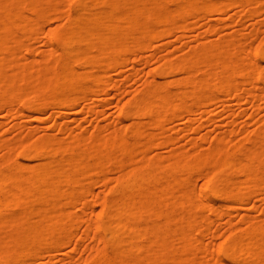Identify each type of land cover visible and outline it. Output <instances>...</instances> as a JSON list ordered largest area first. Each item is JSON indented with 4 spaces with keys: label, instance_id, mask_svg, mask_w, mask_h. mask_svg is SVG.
<instances>
[{
    "label": "bare ground",
    "instance_id": "6f19581e",
    "mask_svg": "<svg viewBox=\"0 0 264 264\" xmlns=\"http://www.w3.org/2000/svg\"><path fill=\"white\" fill-rule=\"evenodd\" d=\"M262 4L0 0V113L8 107L11 116L38 119L50 110L71 135H0V264H50L66 246L78 250L85 236L97 238L98 245H87L92 254L83 260L69 253L70 264H264V218L236 209L251 194L264 195V117L259 126L241 130L245 136L238 140L233 130L216 135L207 150L200 148L208 134L192 140V149L164 155L157 148L179 141L169 133L177 117H186L183 128L197 132L196 112L227 101L218 92L248 93L254 103L261 101L245 86L264 87V37L253 50L246 45L253 34L240 30L216 40L199 35L192 51L160 55L164 63L150 75L164 78L147 80L125 101L117 111L124 124L108 134L100 122L87 137L82 117L72 118L76 125L65 121L81 101L100 116L103 102L96 96L105 93L110 73L141 59L138 48L189 28L190 15L237 6L243 23ZM52 15L58 23L52 24ZM221 28L213 23L206 35ZM42 34L49 49L35 45ZM179 36L191 43L186 33ZM198 177L203 182H195ZM97 179L107 188L94 190ZM75 207L90 213L81 216ZM210 213L225 214L229 222L226 239L215 248L204 243L207 233L218 231L209 229ZM237 214L245 227L233 226ZM80 220L86 228L78 233Z\"/></svg>",
    "mask_w": 264,
    "mask_h": 264
},
{
    "label": "rangeland",
    "instance_id": "374dc122",
    "mask_svg": "<svg viewBox=\"0 0 264 264\" xmlns=\"http://www.w3.org/2000/svg\"><path fill=\"white\" fill-rule=\"evenodd\" d=\"M260 5V4H257ZM259 11L252 16H247L244 18L242 23L241 19L245 15L240 7L231 6L226 11L221 10H207L204 12L196 13L187 17V21L190 23V27L186 30L176 29L175 32L168 37L157 38L152 44L140 47L137 49L135 54H138L141 59H130L121 71L113 70L110 75V83L107 86L105 93L97 95V101L103 102V105L97 107L100 109L101 115L98 116L95 112L88 111V103L81 101L79 104L70 108L71 116L65 118L66 122L71 125H76L78 121L72 119L74 116H80L83 118L85 124V133L87 137H91L95 131L97 122L102 123L106 126L105 134L110 133L111 130L117 125L124 124L117 117V111L119 107L128 99H131L138 95L143 88L145 82L149 79L157 78L159 80L163 79V76L156 75L151 77L150 71L152 68L161 66L164 63V58L160 55L176 52L184 53L190 52L193 49V45L197 44L195 40L199 35L203 36L204 40H216L218 38L231 35L232 33L240 30L241 34L252 35L251 39L246 42L247 47L250 49H255L260 43L261 39L264 37V0ZM52 24L59 22L55 15H52ZM240 21V23L238 22ZM213 23H220L221 30L219 33H215L212 36L206 35L208 27ZM45 30L50 28L49 24L45 25ZM186 33V39L191 40L190 44H186L180 39L179 34ZM206 35V36H204ZM35 45L40 48L49 49L48 44L45 42L43 34L38 36L35 40ZM262 64H264V61ZM183 73H177V77L183 76ZM174 76H169L167 78H173ZM166 79V78H165ZM246 90L253 91L261 99L257 103L253 102V97L250 94L244 93L242 97L235 92L224 93L218 92L220 96H225L227 101H214L211 102L208 107L209 111L206 113H201L200 110L196 112L197 119L193 122V126L198 128L197 132H192L183 128L184 125L188 123L186 117H177L171 124L172 128L169 129V133L174 136H179V141L176 143H162L157 146L158 150L164 155H169L174 150L178 148H189L192 149V140H199L202 134H208V139L203 143L201 150H207L212 142V139L225 131L233 130L235 135L234 139L238 140L245 136V133H241L244 128L253 129L261 124L259 121L264 117V87L253 86L252 83L245 86ZM93 104V101L89 102ZM41 118L32 119L31 117L22 116H11L9 114V108L4 107L0 113V120L4 121L0 125V135L8 136L11 138L19 137L28 132V130L38 131L37 134H42L43 132L50 131L53 135L61 136L65 138H70L69 131H63L60 128V123L57 121V117L52 111L46 110L42 114H39ZM33 117V116H32ZM17 122L25 123L27 126L18 127ZM174 125V126H173ZM77 131V129L75 128ZM80 130V129H79ZM161 139L157 140L159 142ZM200 141V140H199ZM162 142V141H161ZM0 150V155L2 154ZM155 152V151H154ZM153 152V153H154ZM108 175L110 177L114 176V171H109ZM204 178H195V182H203ZM94 190L99 191L107 188L102 179L95 180L93 184ZM197 187L199 185L197 184ZM92 203L96 204L98 207L101 203L96 198H91ZM239 207L236 209L242 212L250 213L255 219L264 218V195L258 193L251 194L249 199L238 204ZM75 211H78L81 216H86L90 213V210H83L80 207H75ZM211 218L209 219L208 225L209 229L218 230L216 235L212 233H207L204 238L205 244H210L212 248L218 247V245L226 239V234L229 227L228 216L223 214L217 216L214 213H210ZM241 215H235L233 226L245 227L246 222H242ZM79 232L81 233L83 229L86 228V223L84 220H80L77 223ZM76 240V238L74 239ZM99 240L97 238L85 236L82 240L81 246L78 250H73L74 244L66 246L61 251L58 252V256L55 257L53 262L50 264H70L66 257L70 256L69 253L75 255V258L83 260L92 254V251L86 246H96ZM37 263H40L39 261ZM41 264V263H40Z\"/></svg>",
    "mask_w": 264,
    "mask_h": 264
}]
</instances>
